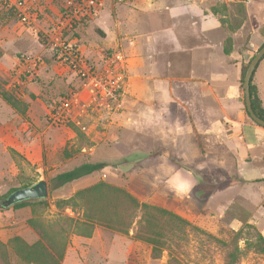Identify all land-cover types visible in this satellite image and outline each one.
<instances>
[{
    "label": "rangeland",
    "instance_id": "1",
    "mask_svg": "<svg viewBox=\"0 0 264 264\" xmlns=\"http://www.w3.org/2000/svg\"><path fill=\"white\" fill-rule=\"evenodd\" d=\"M20 1L36 16L34 24L22 23L18 12L0 2V201L41 179L48 196L43 204L0 211V264H224L232 252L236 264H264V253L254 248L259 233L255 226H230L223 192L227 167L216 164L213 156L211 165L195 169L193 146L181 157L164 153L159 103L165 95L159 87L166 85L159 79V67L153 68L163 57L149 56L142 44L139 48L131 40L136 35L132 21L138 17L133 5L140 1L98 0L90 15L77 18L70 11L79 0ZM217 9L223 32L216 33L215 48L232 55L229 71L237 79L245 112L240 67L264 42V0H232ZM153 29L158 28L143 24L135 40L142 41ZM28 56L39 64L27 71L22 61ZM69 56L85 62L104 83L118 78L114 98L102 101L84 89L88 79ZM253 84L264 106V59ZM63 101L69 106L53 124L49 114ZM197 140L202 144L201 136ZM85 162L110 166L63 186L51 181ZM248 170L250 175L264 173L262 168ZM99 181L123 189L140 203L164 208L188 225L184 232L166 226L160 255L154 259L152 245L137 238L140 209L127 230L119 231L88 224L82 201L61 203ZM204 187L221 192L209 198L200 194ZM251 214L264 223L262 210Z\"/></svg>",
    "mask_w": 264,
    "mask_h": 264
},
{
    "label": "crops",
    "instance_id": "2",
    "mask_svg": "<svg viewBox=\"0 0 264 264\" xmlns=\"http://www.w3.org/2000/svg\"><path fill=\"white\" fill-rule=\"evenodd\" d=\"M139 1L133 5L138 17L132 21L136 35L131 40L139 48L142 44L149 56L155 53L163 57L153 68L159 67V79L166 85L158 86L165 95L159 103L164 153L181 157L193 146L197 150L195 169L211 165L213 156L216 164L226 166L223 192H227L230 226L236 229L243 223L252 224L264 238V223L251 214L253 209L264 212V173L248 172L253 168L264 171V128L247 119L241 108L237 79L228 62L232 55L217 53L215 48L216 33L223 30L214 13L232 0ZM143 24L158 29L151 30L142 41L135 40ZM182 58L186 63L182 64ZM232 67L238 75V63ZM203 190L200 194L209 198L221 192H214V187Z\"/></svg>",
    "mask_w": 264,
    "mask_h": 264
},
{
    "label": "trees",
    "instance_id": "3",
    "mask_svg": "<svg viewBox=\"0 0 264 264\" xmlns=\"http://www.w3.org/2000/svg\"><path fill=\"white\" fill-rule=\"evenodd\" d=\"M99 34L103 36V33L99 32ZM263 45L264 42L260 46V48ZM224 52L225 54L229 53L227 50H225ZM253 57H251V59ZM251 59L249 60V62L251 61ZM263 59L264 56L260 59L257 66ZM248 64L249 63L241 64V83L243 81V77L248 67ZM257 66L255 67V70ZM255 70L250 79L251 106L256 116L264 120V106L253 84ZM245 115L253 124L257 125L250 119L246 110ZM109 166L110 165H108V163L106 162H85L75 166L71 170L56 174L51 181L56 186H63L65 184L79 180L83 177L92 175L94 173H100ZM15 190L10 191L6 196L3 197H7L10 193ZM2 201H0V203ZM76 201H82V203L84 204L86 208L85 220L88 222V224L96 223L97 225L104 226L110 229H116L119 231L127 230V228L132 224L133 217L136 211L140 209L143 213V216L142 222L139 226V230L137 233V238L152 245L151 254L154 259H157L160 255V251L162 248L161 242L164 236V231L166 230V226L170 227L176 232H184L185 227L188 225L187 221L177 216L176 214L164 208L151 206L146 203H140L138 200H136L133 196H131L128 192L124 191L123 189L111 186L102 181H99L94 185H91L83 190L78 191L73 197L69 198L68 200L61 201V203L70 204ZM43 203H45V200L23 201L16 203L8 208L17 210L24 208L29 204ZM5 209L7 208L0 207V211ZM255 233L256 234L254 244L256 247L254 248L257 251L264 253V238L259 233ZM0 247H3V245L0 244ZM2 254L5 255L4 252H2ZM170 264L178 263L172 261ZM224 264H236V253H229L228 257L226 256Z\"/></svg>",
    "mask_w": 264,
    "mask_h": 264
},
{
    "label": "built area",
    "instance_id": "4",
    "mask_svg": "<svg viewBox=\"0 0 264 264\" xmlns=\"http://www.w3.org/2000/svg\"><path fill=\"white\" fill-rule=\"evenodd\" d=\"M0 2L7 8L13 9L15 12H18L22 23H25L28 26L34 24L36 16L27 13L20 0H0ZM78 2L79 3L75 5L70 11V14L72 13V18L90 15L98 0H79ZM54 44L59 49H63L64 45L62 42H60V40L56 39ZM69 58L71 65L78 68L79 74L85 77V79H88V82L84 84V89H87L90 93L95 92L102 101H107L114 98L117 90L119 89L118 78L109 79L104 83L99 78L92 75L90 68L85 62L73 56H69ZM38 64L39 60L37 58H31L29 56L25 57L22 61L24 70L26 69L27 71L29 69H35ZM68 106L69 101H63L60 106L54 108L52 113L49 114V120L51 121V123L55 124L56 122H58L62 118L63 112Z\"/></svg>",
    "mask_w": 264,
    "mask_h": 264
},
{
    "label": "water",
    "instance_id": "5",
    "mask_svg": "<svg viewBox=\"0 0 264 264\" xmlns=\"http://www.w3.org/2000/svg\"><path fill=\"white\" fill-rule=\"evenodd\" d=\"M264 56V45L255 53L254 57L248 64L245 71L242 88L244 94V107L250 119L255 122L259 127L264 128V120L260 119L253 112L250 98V79L260 59ZM48 196V186L45 180L41 179L35 184L25 188L16 189L10 193L1 203L0 207L8 208L16 203L23 201H36L44 200Z\"/></svg>",
    "mask_w": 264,
    "mask_h": 264
}]
</instances>
